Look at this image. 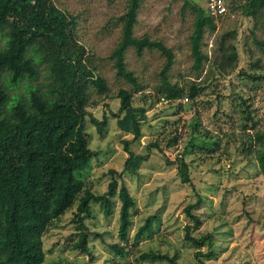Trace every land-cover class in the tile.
Returning a JSON list of instances; mask_svg holds the SVG:
<instances>
[{
    "label": "rangeland",
    "instance_id": "1",
    "mask_svg": "<svg viewBox=\"0 0 264 264\" xmlns=\"http://www.w3.org/2000/svg\"><path fill=\"white\" fill-rule=\"evenodd\" d=\"M51 1L72 20L74 39L85 51L86 66L107 87L103 93L94 87L88 90V113L98 120L107 115L108 125L99 135L89 117L85 120L88 148L93 153L78 174L85 188L95 195L105 193L111 179L108 171L121 173L128 156L123 142L133 136L120 131L111 115L119 111V90L131 93L133 108L146 110L140 121L141 137L129 148L148 155V160L136 175H122L136 204L126 244L118 239L120 203L115 199L111 218L92 204V218L84 221L92 259L74 249L78 235L72 223L73 205L44 233L42 264H168L141 260L147 253L167 255L174 264H198L195 247L184 240V227L191 225L184 211L192 204H197L192 214L199 217L201 226L191 235L213 237L215 255L210 260L202 258L206 264H264V175L256 160L260 143L255 138L264 131V9L247 16V1L239 0L242 9L237 7L214 30L205 29L200 47L207 61L195 71L190 36L196 14L183 0ZM126 32L157 41L172 52L168 81L183 90L182 101L162 99L159 73L165 58L157 49H144L140 57L133 47L125 51V68L137 86L117 76L111 53ZM225 34L229 35L222 44ZM230 46L237 57L226 67L224 53ZM46 74L42 67L40 83ZM24 83L8 89L10 96L22 93ZM192 84L204 88L193 100L186 96ZM152 144L161 151H148ZM180 156L188 165L187 184L181 183L177 173L175 159ZM149 217V229L136 238ZM112 244L127 247L125 256L116 255ZM200 251L206 253L207 245Z\"/></svg>",
    "mask_w": 264,
    "mask_h": 264
},
{
    "label": "trees",
    "instance_id": "2",
    "mask_svg": "<svg viewBox=\"0 0 264 264\" xmlns=\"http://www.w3.org/2000/svg\"><path fill=\"white\" fill-rule=\"evenodd\" d=\"M246 1L247 7L243 8L247 10V16L254 15L256 9H264V0ZM183 3L196 14L190 46L192 67L199 71L207 61V55L200 47L205 29L214 30L215 25L197 4L190 0H183ZM237 7L242 9L240 3ZM127 32L111 53L117 76L137 86L136 79L125 68V51L133 47L140 57L144 49H157L165 58L159 73L162 99L169 103L182 99L183 90L168 81V72L174 62L172 52L157 41L134 38ZM228 35L222 36V44ZM0 40L3 44L0 48V264H42L44 233L73 205H76V212L72 223L76 224L78 235L74 249L92 259L88 247L90 233L84 221L92 218V204H98L103 215L111 218L115 199L120 203L118 239L126 244L136 204L122 175H136L148 160V155L136 154L129 148L131 142L141 137L140 121L146 110L133 108L131 93L119 90V111L111 115L116 119L118 129L131 134L133 139L123 142L128 156L121 173L108 171L111 179L107 191L95 195L85 188L78 174L93 157L88 148L86 118L89 117L99 135L108 125L107 115L98 120L88 113L91 104L88 90L94 87L103 93L107 92V87L86 66L85 51L74 39L72 20L51 0H0ZM224 55L226 67L237 57L233 46ZM42 67L47 74L46 80L40 83ZM248 79L255 81L252 76ZM24 81V91L11 97L8 89H15ZM203 90L192 84L186 96L193 100ZM255 138L260 143L256 160L264 175V131L256 133ZM150 149L161 151L157 144L149 145L147 150ZM175 164L181 183H190L188 165L183 157H177ZM196 205L185 208L191 225L184 227V240L195 247L196 262L206 264L202 258L210 260L215 255L211 250L213 237L211 234L198 238L191 235L192 230L201 226L199 217L192 214ZM150 223L151 217L135 237L139 238L147 231ZM205 245L207 252L203 253L200 249ZM110 248L121 257L127 253L124 245L112 244ZM140 259L174 264L173 258L157 253L142 254Z\"/></svg>",
    "mask_w": 264,
    "mask_h": 264
},
{
    "label": "built area",
    "instance_id": "3",
    "mask_svg": "<svg viewBox=\"0 0 264 264\" xmlns=\"http://www.w3.org/2000/svg\"><path fill=\"white\" fill-rule=\"evenodd\" d=\"M201 7L205 14L217 25L227 17L233 16L239 0H193ZM187 99H185L186 101ZM179 102L182 99L178 100Z\"/></svg>",
    "mask_w": 264,
    "mask_h": 264
}]
</instances>
